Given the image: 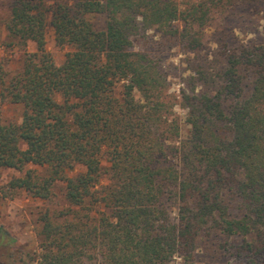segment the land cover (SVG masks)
I'll return each mask as SVG.
<instances>
[{
	"label": "trees",
	"instance_id": "obj_1",
	"mask_svg": "<svg viewBox=\"0 0 264 264\" xmlns=\"http://www.w3.org/2000/svg\"><path fill=\"white\" fill-rule=\"evenodd\" d=\"M247 3L9 2L4 31L23 54L11 71L0 62V177L17 174L0 199L23 192L50 206L35 250L0 225V264H193L201 248L264 264V37L232 33ZM218 17L216 67L172 117L165 77L135 44L155 30L196 55ZM49 31L69 49L61 64Z\"/></svg>",
	"mask_w": 264,
	"mask_h": 264
},
{
	"label": "rangeland",
	"instance_id": "obj_2",
	"mask_svg": "<svg viewBox=\"0 0 264 264\" xmlns=\"http://www.w3.org/2000/svg\"><path fill=\"white\" fill-rule=\"evenodd\" d=\"M11 0H0V62L7 71L19 66L23 51L14 45L13 40L4 31V25L8 21V4ZM182 7L188 0H176ZM236 21L232 26V33L238 42H246L254 38L264 37V0L251 1L239 7ZM95 25L98 29L104 28V17H97ZM221 29L220 17L216 18L205 31L203 47L198 54L193 55L184 51L178 41L164 44L159 33L150 30L141 33L140 43L135 44L136 49L148 53L159 67L166 79L164 95L172 105L171 115L178 119L184 114L181 108V95L194 91L199 92L203 84L199 81L198 73L204 69L212 71L216 67L215 56L217 50L218 31ZM46 51L55 64H61L68 48L55 46L51 32L46 39ZM28 52H35L34 44L26 48ZM3 118L9 121L19 122L20 118L10 106L2 108ZM17 174L13 171H3L0 177V195L7 181ZM48 204L34 201L25 193L20 192L14 198L0 199V225L5 226L10 233L17 238V244L26 247L27 250H35L38 241L35 231L38 229L37 218L40 211ZM52 206V205H51ZM193 264H232L231 259L222 250L208 248L198 249ZM168 264H185L180 258H173Z\"/></svg>",
	"mask_w": 264,
	"mask_h": 264
}]
</instances>
